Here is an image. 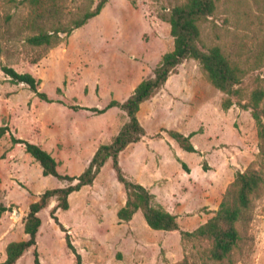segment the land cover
<instances>
[{
	"label": "rangeland",
	"instance_id": "1",
	"mask_svg": "<svg viewBox=\"0 0 264 264\" xmlns=\"http://www.w3.org/2000/svg\"><path fill=\"white\" fill-rule=\"evenodd\" d=\"M89 1L64 0V10L76 11ZM93 1L94 6L98 0ZM184 1L107 0L98 15L32 63L30 59L41 49L24 42L30 6L21 0H0V66L30 72L40 81L39 89L53 99L41 100L27 85L11 83L0 69V126L8 127L0 138V205L12 207V211L0 215V262L6 256L2 247L5 241L26 238L23 218L29 203L45 189L63 185L55 177L44 176L23 145L12 146L11 135L41 143L57 159L61 172L79 174L91 152L110 142L127 120L117 106L103 113L100 110L112 99L125 100L143 78L153 73L162 55L173 49L170 24L162 17ZM199 28L203 46L219 45L247 70L240 85L244 92L257 86L264 89V0H216L213 14L202 20ZM177 71V77L171 75L159 93L176 100L153 106L152 100L145 102L139 117L151 138L166 133L161 126L184 134L205 132L194 137L199 151L183 150L182 160L190 172L182 168L166 142L158 139L150 146L161 159L139 143L135 158L128 153L129 148L121 153L119 164L126 176L137 182L140 179L151 186L155 180L160 183V179H167L151 192L167 211L177 215L180 229L192 230L213 215L234 173L245 170L255 158L258 138L254 121L252 130L248 127L245 131L244 143L223 142L221 136L224 140L235 138L230 124L238 126V120L232 119L229 124L224 116L226 121L222 122L216 117L217 112H227L221 108L225 94L208 81L194 59L184 61ZM231 107L241 109L235 104ZM242 122L248 124L245 118ZM204 147V152L210 153L208 159L202 156ZM98 176L95 187L78 191L72 198L74 207L61 210L59 215L70 228L83 264H176L184 256L190 261L206 260V264H264V194L252 200L251 219L240 226L239 245L223 261H212L203 253L205 243L196 241L194 246L191 241L183 242L178 231L152 229L141 213L143 221L138 217L132 225L135 244L126 241L120 250L115 244L121 230L114 209L123 203L125 192L115 177L111 159ZM197 213L203 218L199 224ZM39 216V263L76 264L64 233L50 217V206ZM16 264H35L33 248Z\"/></svg>",
	"mask_w": 264,
	"mask_h": 264
},
{
	"label": "trees",
	"instance_id": "2",
	"mask_svg": "<svg viewBox=\"0 0 264 264\" xmlns=\"http://www.w3.org/2000/svg\"><path fill=\"white\" fill-rule=\"evenodd\" d=\"M30 6L26 18L27 35L24 42L41 51L30 59L36 63L47 50L60 43L74 29L86 24L88 20L98 15L107 0H90L76 11L64 10V0H21ZM216 0H185L170 8L162 18L170 24V35L173 38V49L164 53L153 69L152 75L143 78L122 102L112 99L106 107L117 106L123 110L127 120L110 142L100 144L94 151L87 166L79 175H70L59 171V162L41 144L11 135V144H21L25 152L39 163L44 176L51 175L65 182L64 186L53 187L38 194V198L28 205V211L23 218V230L26 238L10 241L5 247V259L0 264H16L18 259L30 248H33L34 263L40 264L36 249V236L41 225L38 215L47 207L52 198L56 203L50 210V217L64 232L66 246L74 253L76 264H83L81 255L71 242L67 229L55 214L58 208L67 209L68 195L79 190L84 185H92L95 177L108 159L112 160L115 177L124 188L125 203L117 212L120 222H128L133 214L140 210L152 229L179 230L181 240L205 243L203 253L212 261H223L239 245L241 240L240 226L247 225L251 219L252 200L264 194V89L254 87L244 92L240 87L247 70L236 60L223 51L219 45L205 47L200 43L199 23L213 14ZM187 59L198 61L201 70L208 81L225 94L221 101L223 110L232 105L249 109L256 124L258 152L255 158L243 171L237 170L233 180L228 184L213 215L195 229L188 231L179 228L176 215L166 211L155 195L142 184L130 180L119 164V153L128 144L139 141L146 131L140 123L137 112L140 104L151 99L163 87L169 75L177 73L178 66ZM0 69L13 84L23 83L41 100L53 102L44 91L39 89L40 81L30 72H19L12 66L1 65ZM96 110V109H95ZM8 131L7 125L0 126V138ZM178 145L186 151L196 152L191 137L198 131L183 134L176 129L165 130ZM182 168L189 172L187 164L180 159ZM204 170L206 166L202 164ZM75 181V182H74ZM67 183V184H66ZM4 211H12V207L0 205V215ZM176 264H206V260L198 262L184 256Z\"/></svg>",
	"mask_w": 264,
	"mask_h": 264
},
{
	"label": "crops",
	"instance_id": "3",
	"mask_svg": "<svg viewBox=\"0 0 264 264\" xmlns=\"http://www.w3.org/2000/svg\"><path fill=\"white\" fill-rule=\"evenodd\" d=\"M186 61V60H185ZM183 64V63H182ZM181 65V64H180ZM179 67V66H178ZM177 74H178V71H177V73H174V74H171V75H174V77H177ZM152 75V74H151ZM171 75H169L168 76V78H167V80H166V82L164 83V85H163V87L158 91V93H156L151 99H149V100H146V101H144L143 103H145V102H151V100H152V106L154 105V104H157V103H159L160 101H162L163 102V104H165L166 103V101H170V99H172L173 101H175L176 99H174V98H172L171 96H169V95H167V94H165V96L164 95H159V93H160V91L161 90H164V87L165 86H167V84H168V82H169V80H170V77H171ZM174 84V83H173ZM135 88V87H134ZM132 92V91H131ZM130 92V93H131ZM159 95V96H158ZM156 100V101H155ZM143 103H141L140 104V106L143 104ZM114 107V106H113ZM213 107V106H212ZM211 107V108H212ZM152 108V107H151ZM227 112L226 113H224V112H222V113H220V112H217V115H216V117H218L219 119L218 120H221V122L222 121H226L225 119H224V117L225 118H227V121H229V124H230V121L232 120V119H235V120H238L237 122H238V126L237 127H234V126H232L231 124H230V129H231V131L234 133L233 134V136H235V138L234 139H232V140H224V139H222V136H221V140H223V142H225V143H234V144H242V143H244V140H245V136H246V133H245V131H246V129L249 127L251 130H252V128H253V126H254V119L252 118V116H250V113H249V111L248 110H246V109H243V108H238V107H236V109H234L233 107H231V108H229V109H227L226 110ZM139 113H140V108H139V110H138V112H137V117H138V119H139V121H140V123L142 122V120L140 119V117H139ZM150 113H151V110H150ZM150 113H149V116H150ZM221 116H224V117H221ZM221 118H223L224 120H222ZM243 118H245L246 119V121L248 122V124L247 125H245L243 122H242V119ZM142 124V123H141ZM144 127V126H143ZM161 127H163V128H165V129H172V128H167V127H164V126H161ZM145 128V127H144ZM177 130V129H176ZM145 131H146V133H145V135H143L142 136V138L139 140V141H137V142H132V143H130V144H128L127 145V147L124 149V150H122L120 153H119V156H118V161L120 160V155H121V153H123L124 151H126V150H129V148H130V150L131 151H128V153H130L131 152V155H132V158H135V156H136V152L134 151L135 150V148H137L138 147V145H139V143H141L142 145H143V149H144V146H145V150H146V148H147V151H148V149L152 152V154H154L155 155V158H157V159H161V155L159 154V153H157V151L156 150H154L150 145H151V143L155 140V139H158V140H164L165 142H166V144H167V146L169 147V149L170 150H172V152H173V154H175V156L177 157V160L178 159H180L181 161H183L184 160V157H183V148H181L179 145H178V143L172 138V137H170L169 135H168V133L166 132V133H163V135L162 136H160V137H158V138H151L150 137V135H147V130L145 129ZM178 131H180V130H178ZM181 132V131H180ZM190 132H193V131H190ZM189 132V133H190ZM183 133V132H182ZM189 133H187V134H189ZM184 134V133H183ZM186 134V135H187ZM200 134H205V132L204 133H195L192 137H191V141H192V143H193V145H194V147L196 148V152L197 151H199L198 149H199V146L196 144V142L194 141V137L196 136V135H200ZM209 138V137H208ZM215 140V139H214ZM214 142V141H213ZM212 142V143H213ZM36 143H39V142H36ZM39 144H41V143H39ZM17 145H21V144H17ZM42 145V144H41ZM43 146V145H42ZM24 147V146H23ZM44 147V146H43ZM13 148V147H12ZM45 148V147H44ZM132 148V149H131ZM205 148L206 147H204V148H202V156H204L203 158H207L208 159V157L210 156V153H205L204 151H206L205 150ZM46 149V148H45ZM47 150V149H46ZM48 151V150H47ZM95 151V150H94ZM94 151H92L91 152V156H90V158L92 157V155H93V153H94ZM184 151H186V150H184ZM200 151H201V149H200ZM219 152H222L221 151V149H219L218 150ZM49 152V151H48ZM187 152H189V151H187ZM145 153L147 154V152L145 151ZM201 153V152H200ZM52 155V154H51ZM53 156V155H52ZM54 157V156H53ZM32 158V157H31ZM33 159V158H32ZM183 159V160H182ZM34 160V159H33ZM57 160V159H56ZM90 160V159H89ZM109 160V159H108ZM107 160V161H108ZM35 161V160H34ZM146 161V160H145ZM36 162V161H35ZM184 162V161H183ZM38 163V162H37ZM39 164V163H38ZM60 165V164H59ZM40 166V165H39ZM104 166V165H103ZM102 166V167H103ZM188 166V165H187ZM36 167H37V165H36ZM59 167V166H58ZM189 168V167H188ZM203 168V167H202ZM40 170H41V167L39 168ZM102 169V168H101ZM189 170H190V168H189ZM204 170V169H203ZM60 171V170H59ZM83 171V170H82ZM81 171V172H82ZM204 171H207V168H206V170H204ZM61 172V171H60ZM80 172V173H81ZM100 172H101V170H100ZM99 172V173H100ZM187 172V171H186ZM190 172V171H189ZM188 172V173H189ZM42 173V172H41ZM63 173V172H62ZM79 173V174H80ZM98 173V174H99ZM207 173H208V171H207ZM68 174V173H67ZM79 174H77V175H79ZM98 174H97V176L95 177V179H94V181H93V183H92V185H84V186H82L79 190H77V191H73V192H71L69 195H68V204H69V207L67 208V209H65V211L66 210H68V211H70L73 207H74V203L72 202V198H73V196H75V194L78 192V191H80L82 188H84V187H86V186H91L90 187V190H92L93 189V186L95 187V185H96V183H97V179L99 178V176H98ZM48 176H51V175H48ZM53 177V176H52ZM131 180V179H130ZM133 181H135V182H137L136 180H133ZM156 181H158V180H155V181H153V183H152V185L150 186L149 184H147L145 181H143V180H140L139 179V182L138 183H140V184H142L144 187H146L147 189H149L150 191H152V188L153 187H155V185L156 184H161L162 182H166L167 181V179H165V178H162V179H160V183L159 182H156ZM62 182V181H61ZM75 182V181H74ZM63 183V185L62 186H64L65 185V182H62ZM195 183V182H194ZM67 184V183H66ZM122 185V184H121ZM123 187V186H122ZM124 189V188H123ZM46 190V189H45ZM41 193V192H40ZM39 193V194H40ZM153 193V192H152ZM155 195V194H154ZM125 197V196H124ZM222 198V197H221ZM125 199H126V197L124 198V201H123V203L120 205V206H118L117 208H115L114 209V212H115V214H116V212H117V210L121 207V206H123L124 205V203H125ZM155 199H157L156 198V195H155ZM36 200V199H35ZM221 200V199H220ZM32 201H34V200H32ZM31 201V202H32ZM157 201V200H156ZM158 202V201H157ZM220 202V201H219ZM55 203H56V201H55V199L54 198H52L51 200H50V203H49V205L48 206H50V210H51V208L55 205ZM159 203V202H158ZM160 204V203H159ZM163 208H164V206L162 205V204H160ZM218 207V206H217ZM165 209V208H164ZM217 209V208H216ZM61 210H63V209H60V208H58L57 210H56V212H55V214L57 215V217H58V219H59V215H60V211ZM166 210V209H165ZM180 210V209H179ZM167 211V210H166ZM169 212V211H168ZM183 212H185V211H183ZM139 213H141L142 214V212L140 211V210H138V211H136L134 214H133V216H132V219L131 220H129L128 222H125V221H122V222H120L119 220H118V218H117V215H116V220H117V223H116V225H117V227L121 230V232H120V234H119V236H118V239H117V242L115 243L117 246H118V248L120 249V250H122V249H124V247L126 246V241H127V243H129V244H135V241L133 240V235H134V233L136 234V232H135V230L133 229V227H132V225H133V223L135 222V220L139 217L140 218V220H142L143 221V219H141V217H140V215H139ZM171 213V212H170ZM182 213V212H181ZM181 213H180V216H181ZM187 213V212H186ZM2 214V213H1ZM173 214V213H172ZM196 213H194V214H192V215H195ZM198 214V213H197ZM38 215H39V212H38ZM176 215V214H175ZM177 216V215H176ZM144 218V217H143ZM198 220H197V222H196V224H199L198 222H199V220H201V219H203L199 214H198ZM62 220V219H61ZM145 220V219H144ZM207 219H204V221L203 222H205ZM60 221V220H59ZM61 222V221H60ZM62 222H64V221H62ZM61 222V223H62ZM146 222V221H145ZM202 222V223H203ZM178 223V222H177ZM63 224V226L67 229V231H68V233H69V235H71L70 234V228L69 227H67L66 225H64V223H62ZM147 224V223H146ZM201 224V223H200ZM199 224V225H200ZM179 225V224H178ZM148 226V225H147ZM198 225H195V227L193 228V229H195L196 227H197ZM59 227V226H58ZM179 228H180V226H179ZM60 229V228H59ZM192 229V230H193ZM61 230V229H60ZM155 230H157V229H155ZM183 230V229H182ZM24 231V230H23ZM62 231V230H61ZM163 231H168V230H163ZM171 231H178L179 232V230H171ZM188 231H191V230H188ZM63 232V231H62ZM38 233V232H37ZM64 233V232H63ZM25 234V233H24ZM26 235V234H25ZM179 235H180V233H179ZM72 236V235H71ZM63 237H64V235H63ZM72 237H70V239H71ZM25 239V238H24ZM21 240H23V239H21ZM65 240V239H64ZM10 241H18V240H8V241H5L3 244H2V247L4 248V250H5V247H6V245L10 242ZM71 242H72V244L74 245V243H73V238H72V240H71ZM66 243V242H65ZM36 247H37V236H36ZM67 247V246H66ZM74 247H75V249H76V251L78 252V250H77V248H76V246L74 245ZM68 248V247H67ZM37 249V248H36ZM69 249V248H68ZM70 250V249H69ZM38 251V250H37ZM71 251V250H70ZM72 252V251H71ZM73 253V252H72ZM79 253V252H78ZM80 254V253H79ZM6 255V254H5ZM73 255H74V253H73ZM81 255V254H80ZM75 259V258H74ZM76 263V262H75ZM83 263V262H82Z\"/></svg>",
	"mask_w": 264,
	"mask_h": 264
},
{
	"label": "water",
	"instance_id": "4",
	"mask_svg": "<svg viewBox=\"0 0 264 264\" xmlns=\"http://www.w3.org/2000/svg\"><path fill=\"white\" fill-rule=\"evenodd\" d=\"M19 214V213H18Z\"/></svg>",
	"mask_w": 264,
	"mask_h": 264
}]
</instances>
